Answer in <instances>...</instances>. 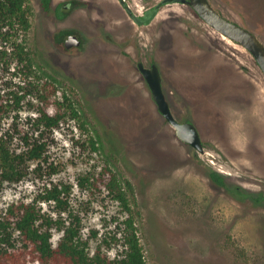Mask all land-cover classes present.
Masks as SVG:
<instances>
[{
  "label": "rangeland",
  "instance_id": "obj_1",
  "mask_svg": "<svg viewBox=\"0 0 264 264\" xmlns=\"http://www.w3.org/2000/svg\"><path fill=\"white\" fill-rule=\"evenodd\" d=\"M69 1L53 0L46 10L29 0L26 47L38 73L33 81L56 83L82 118L44 133L45 157L24 163H41L43 173L1 183L0 210L33 200L49 180H71L86 235L92 228L105 234L118 223V204L79 179L110 163L126 184L148 264H264V202L234 192H264V72L253 54L182 2L164 4L139 25L120 0H72L58 18L55 8ZM159 1L127 0L138 14ZM211 2L264 42V0ZM60 30L76 32L82 44H59ZM140 60L159 64L175 115L195 122L206 152L183 142L158 110ZM9 61L0 57V140L20 152L24 136L37 134L33 112L14 100L25 79ZM213 169L228 186L210 178Z\"/></svg>",
  "mask_w": 264,
  "mask_h": 264
},
{
  "label": "trees",
  "instance_id": "obj_2",
  "mask_svg": "<svg viewBox=\"0 0 264 264\" xmlns=\"http://www.w3.org/2000/svg\"><path fill=\"white\" fill-rule=\"evenodd\" d=\"M40 2L49 10L53 0ZM31 26L29 0H0V57L11 58L8 67L17 69L25 79L13 97L19 108L26 105L33 112L30 119L37 134L36 138L24 136L26 149L20 152L11 150L0 140V184L20 181L31 173L42 174L41 163L34 168L25 167L24 163L45 157L48 144L42 137L44 133L82 118L73 100L66 92L60 93L56 83L44 78L36 82L31 78L38 75L26 47ZM4 106V101L0 102V112ZM90 141L97 149V140ZM209 176L221 186L229 185L226 176L217 170H210ZM79 185L107 191L116 201L119 218L115 228L105 234L92 228L87 236L83 217L71 201L74 183L49 180L33 200L13 201L0 210V264H148L126 184L111 164L105 163L97 172L81 175ZM234 190L240 196L264 202L263 191L252 194L239 186ZM43 203L54 205L55 213L45 209ZM56 233L60 235L57 237Z\"/></svg>",
  "mask_w": 264,
  "mask_h": 264
},
{
  "label": "water",
  "instance_id": "obj_3",
  "mask_svg": "<svg viewBox=\"0 0 264 264\" xmlns=\"http://www.w3.org/2000/svg\"><path fill=\"white\" fill-rule=\"evenodd\" d=\"M125 5L129 15L140 25L150 24L158 15L164 4L182 2L189 4L197 14L215 30L230 38L232 41L248 49L264 72V42L250 28L223 15L211 0H160L153 7H149L141 16L135 12L126 0H120ZM81 39L76 34H71L66 41V47L79 46ZM138 68L145 78L157 104L158 110L165 119L175 128L177 136L185 143L190 144L198 151L206 152L204 140L198 126L192 120H180L175 115L163 85L161 68L157 62L152 65L138 61Z\"/></svg>",
  "mask_w": 264,
  "mask_h": 264
},
{
  "label": "flooded vegetation",
  "instance_id": "obj_4",
  "mask_svg": "<svg viewBox=\"0 0 264 264\" xmlns=\"http://www.w3.org/2000/svg\"><path fill=\"white\" fill-rule=\"evenodd\" d=\"M127 1V0H126ZM121 2V1H120ZM53 4V3H52ZM73 4V1L72 0H70L69 2H67V3H63V4H61V5H59L58 7H56L55 8V14H56V16L58 17V18H63V15H64V13H65V11H67L68 9H70V6ZM122 4V6L125 8V5L123 4V3H121ZM186 4V3H185ZM189 5V4H188ZM153 6H155V4L153 5ZM153 6H151V7H153ZM126 9V8H125ZM126 11H127V9H126ZM146 11V10H145ZM145 11L143 12V13H140L139 15H143L144 13H145ZM195 11V10H194ZM196 12V11H195ZM127 13H128V11H127ZM197 13V12H196ZM138 14V13H137ZM128 16L133 20V18L129 15V13H128ZM134 21V20H133ZM135 22V21H134ZM136 23V22H135ZM138 24V23H137ZM140 25V24H139ZM76 34V35H78L76 32H74V31H71V30H60L59 31V37H60V41L58 42L59 44H63L64 46H66V41H67V39H69V36L71 35V34ZM78 37L81 39V37L78 35ZM82 39H81V43L80 44H82ZM73 47H77V46H72V47H70V48H68V49H72ZM67 48V47H66ZM154 62H152L151 64H149V65H152ZM151 91V90H150ZM187 120V119H186Z\"/></svg>",
  "mask_w": 264,
  "mask_h": 264
},
{
  "label": "bare ground",
  "instance_id": "obj_5",
  "mask_svg": "<svg viewBox=\"0 0 264 264\" xmlns=\"http://www.w3.org/2000/svg\"><path fill=\"white\" fill-rule=\"evenodd\" d=\"M205 240V239H204ZM201 241V240H200ZM201 244V243H200ZM204 244V243H203ZM203 244H201V245H203ZM198 245H199V243H198ZM207 245V244H206ZM196 246V245H195ZM200 246V245H199ZM205 247V246H204ZM206 248V247H205ZM203 250V249H202Z\"/></svg>",
  "mask_w": 264,
  "mask_h": 264
}]
</instances>
